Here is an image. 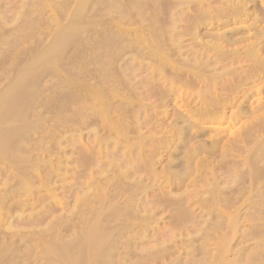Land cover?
I'll return each mask as SVG.
<instances>
[{"label":"bare ground","instance_id":"obj_1","mask_svg":"<svg viewBox=\"0 0 264 264\" xmlns=\"http://www.w3.org/2000/svg\"><path fill=\"white\" fill-rule=\"evenodd\" d=\"M28 1H30V0H28ZM50 1L53 2L54 0H50ZM50 1L49 0H33L34 7L36 6L35 10L37 9V7L39 5L42 7L44 4H45L44 6L48 5L50 3ZM66 2L70 3V0H66ZM66 2H64L63 0H58L57 5L54 2V6L58 7V5H59V8L58 9L56 8V9L58 10L60 20L62 18H64L65 14H68V11H66L67 10L66 8L71 5V4L69 5ZM73 2H75V1H73ZM75 3H74L75 7L73 9H71L69 7L73 11L70 10L72 12V14H70V13L68 14V17L71 16L70 20L67 18L69 20L68 24L62 21V20H65L67 15L65 16L64 19L61 20L63 22V24L62 23L60 24L58 22L57 18H54V23L57 22L56 26L58 25V30H57V32L55 31L56 34L53 35V36H55V38L54 37H52L53 39L51 38L53 41L49 42V45H46L47 47L44 48V50L39 51L40 54L35 53L38 55L37 58L41 56V58H39L41 60L39 61L34 55L32 56V58H36L35 60L39 61V62L44 61L45 63L46 62L50 63V65L51 64L55 65V62H57V59L61 55L65 54L68 57L71 56L70 61L67 60L71 64L66 62L67 57L65 59L64 58L65 55H63L64 56V57H62L63 59L60 58V60H65L63 62L64 63L66 62L68 65H72V64L76 63V64H79L81 66V65H83L82 63L85 61L82 57H84V58L87 57L86 59H88L89 57H92V55H93L92 53L94 50L92 48V50H91L92 52H90V48H89V46H92V47H94L95 52H98L99 50L102 49L101 52L99 51V55H100L99 57H102L101 59L105 58V59H103V61L106 60V57H107V59H110L109 57H113V56L115 57L119 52L118 55L122 59L117 58V57H115V59H119V64H121L120 62H122L123 59L126 57H124L122 55L120 56V54H121V52H125V55L127 54V57L129 56V58L127 59L128 63H130L132 65L143 64V66L148 67V70L150 71L149 74H151L152 76L155 77V80L153 78V81L151 80L152 77L149 78L151 81L147 79L149 84L151 83L153 86V84L156 83L157 76L161 77V80H159L160 82L163 80L162 78H164L165 81L163 82V84H165V89L162 88L163 86L160 87L162 85V83L160 85L159 84L156 85V87H153V88H155L154 89L155 91H153V89L152 90L148 89L149 92H147L148 90L146 89V93H148V96L146 94V97H148V99H149L150 95H151L150 100H153L152 94H154V97H155V94H156V96H157V94H160V95H158V100L160 101L159 104L158 103L155 104V102H157L158 100L157 101L155 100V102L151 101L152 103H149L150 100H148V102H147L146 97H143L142 96L143 94H141L139 92L141 90L139 88H138L139 89L138 90L137 87L135 88L133 85L134 84L133 80L135 81L137 79L136 78L134 79V77H133L132 78L133 80L130 78L131 79V81H130L127 77H125V76H127V74L124 71L123 72L121 71V67L123 69L125 66L123 67L122 65L118 64L117 68H115L116 67L115 66L113 69L112 68L109 69L112 66L111 64L114 60V59L112 60V58L110 59L112 61L108 60L111 63L110 62H108V64L105 63L107 65V68H108L109 63L111 65L108 68V71L110 70L109 73H111V71L114 69H115L114 71H116V73H119V70H120V75L122 74L121 76L125 77L124 80L125 81L128 80V83L132 82L133 84L130 83L126 86L127 83H125L124 80H123L124 82L117 83L118 82L117 79L116 80L112 79L111 84H110V88L106 87L105 89H102V88H94V85L91 87H88V86H86L87 84L84 85L85 81L83 84H80L81 83L80 82L79 85L76 83L77 86L74 88L76 97H74V99H76L77 102L78 101L80 102V104L77 105L79 107V109H80V106H82V107H81V110L76 109V110H79L80 112L75 111V113L77 114V112H78V114L76 115V116H79V117H77V118H79L78 122H80V121L83 122V120H84L85 123H80L81 125L84 124L82 128L85 129L84 131H87V132L89 131L88 133L90 134V137L94 139V143L97 145L96 147L99 148V150L96 152L95 156L104 153V151H105V153H107L106 151L108 150V147L113 146V150L115 152L114 155H116V158L118 156L119 157H118V160L115 158V161H113L110 164L108 163L110 165V168L108 166V169L112 170V172L115 171V174L112 173V174H114L113 177H111L112 174L110 175L111 171L108 172L109 170L108 171L101 170L103 172H107L106 175L109 173V177H107V178H105V176H106L105 173L102 174V175H104L103 179H106L107 182H106V180H104V184H103V183H101V182H103V179H100V182H98L96 179L97 177H95V179L90 178L91 179V183L89 185V187L91 186L89 189L90 192L88 191L86 193L90 194L93 192V194H94V192L96 191L95 192L96 194H94L95 197H92L91 201L94 203H97L96 201H98L99 199H103V202L100 206L101 209H98V207H97L96 208L97 211L90 213L91 215L92 214L93 215L91 218L86 220V223L88 221L87 226H85V224L83 223V220H85L83 217H84V215L88 214V211H87V214H84L83 212H85L86 211L85 209L88 206H90V205H88L89 201L88 200H87L88 202L86 201L87 206L85 205V203L84 204L81 203L82 205H78V206H83V205L86 206V208H85V206L81 207L83 209L85 208L84 210H82V213L84 215L82 214L83 217L82 216L79 217L80 219L77 218L78 222H76L79 225V223H81V220H82V223L84 224L85 229L82 228V231H81L82 233H80L81 235L75 234V235H77V237H75V239L72 241V243H74V244H71L74 247V249L69 248V246H71V245L64 246V248H61L60 246H62L61 245L62 243L58 244V245L56 244L58 246V248L52 247L55 245V243H54V245L52 243L51 246L48 244L41 243V244H36L35 251L36 250L39 251V254L38 253H36V254L38 256L43 255L42 257L45 260V262H47L46 259H48V258L52 259V260H49V261L53 262L52 264H117V263L124 264V262L127 264L128 261L127 262L123 261L124 259L126 260V258H124V256L121 260H117L118 257L120 258V256H117V254L122 250V247L124 250V248H126L128 246V244L126 243L127 245H123L122 247H119L120 242H118V240L120 239V237L118 238L117 236H121L122 234L125 235L126 232L131 231L132 229L136 228V226L134 227L133 224H131V225L128 224V226L124 225L125 222L122 223L123 224L122 225L121 221L130 220V223H131L134 220H140V222H142L144 225L143 228H146L148 225H150V223L152 222L153 219H155L156 216L157 217L159 216L156 214L153 216H151L152 214H150V216H149L148 212L146 213L147 215H141L140 214L139 202L141 200L139 201V199L141 198L143 200V198H142V196H140V198H138V197L135 198V196H137L138 194L145 195L146 192L148 191L147 186L149 184L147 186L144 185V183H145L144 178H149L150 183H151V180L153 182V180L158 179V182H160V180L164 179L163 184L164 185L167 184L168 185L167 187H169L170 190L167 189L166 185H165L164 189L166 188L168 190V192L164 191V193H163L162 192L163 188L161 189L163 197L159 198V199L162 200L163 203H161V202L160 203L163 205L164 204L168 205L169 207L164 205L166 207V209L172 208V206H173L175 211H171V213L173 212L172 217L175 218L176 214L174 215V213L177 212V214H178L177 216L179 218V221L181 222V221H183L182 219H184V216L182 214L183 213L182 212L183 204L187 200H192V198L195 196V195H193V193L197 191V187L199 190L201 188V186L200 187L197 186L200 183V179L202 177L205 178V176L208 173L209 175L211 174L210 177H212L211 178L212 179L211 184H210L211 187L208 188L209 186H208V184H206V186H208V187H206V191L204 193L206 195H204L200 199L197 196H195V197H197L198 199L193 198V202L196 201V203H199V205L201 207V210L200 209H197V210L201 211L202 213L204 212V214L208 217V220L206 221V224L204 226L205 227L204 230H206L205 231L206 234L204 233L203 239L202 240L200 239L201 243H200V240L197 239L198 237L197 238L193 237L192 239H190L191 242L189 243V241H188L189 245H187V247L185 246L187 251H189V249L191 248L190 250H192V251L189 253H192L195 257H198V256L200 258L203 257L202 258V260H203L205 258V256H207V251L205 250V248H203V244L205 247L207 246V242L204 239H206V237L207 238L210 237L211 240L214 239L215 234L221 228L224 227L226 229V232L221 234V236L219 237L218 241L220 243H218V245L216 247V251H215L216 253H214L212 255L209 254V256H208L209 262L208 261H206V262L211 263V264H242L243 253H244L243 251L246 250L247 248L243 249V246L241 247V245H242L241 243H239V244H241L240 245L241 249H239V246H237L238 248L234 247L233 246V240H234V238L236 240V235L238 232H240L239 228L241 227V223H243L242 219H245V218H243L244 212L242 213L241 209H237L235 211H232L231 209L234 207V205L236 203H238L241 200V198L242 199L246 198L245 201H243L244 199L242 200L244 203L240 202V204L243 203L241 205H245L244 209H246V210L248 209L246 216L244 215V217L247 218L246 223L248 224V221H250V222H255V224H253L251 226V228L248 226L250 228V230H249V232H246L247 230H245L246 234L244 236L245 239H243V240H245L247 242L249 240L250 241L257 240V248L259 249L258 252L261 251L259 254L261 256H263V257H261L260 255H258V257L261 258L262 262L258 263V261H260V258L257 257L259 260L257 261V259H255L257 262L252 261V263L264 264V99H263L264 96H262V98H261V95H264L263 94L264 93V0H137V1L131 0L130 2H127L126 0H98V1H96V5H95V3L93 4L92 0H78ZM51 4H53V3H51ZM26 5H27V1H26ZM26 5H24V6L22 5V7H24V8H22L24 11H25ZM28 5L30 7L33 6V5H31V3H28ZM67 5H69V6H67ZM65 6H67V7L65 8ZM47 7H49V6H47ZM47 7H46V9H47ZM31 8H33V7H31ZM46 9L44 11H46ZM193 9H195L193 12L194 14L192 13ZM38 10H40V9H37V13H39ZM42 10H40V13ZM28 11H29V8H28ZM31 11H33V10H31ZM91 11H93V12H91ZM89 12L91 15H89ZM103 12H105L106 15L107 14L108 15L113 14V16L117 17V18H115V19L113 18L114 20L112 18H110L112 20H110L108 18L109 20H107V21L104 20L105 23H101L103 20H99L101 23L98 25L99 27H101L100 29L98 27L99 30H97V29L91 30L90 29L91 27L87 28V26L80 27L83 24H88L90 22H93V18L98 19V17H100V16L96 17L97 15L106 16V15L102 14ZM20 14L22 15V13H20ZM20 14H18V15L22 18H23V16L25 17V15H26L25 14V15L21 16ZM18 15L16 16L17 22L19 21L18 23H21L23 20H25V18L19 19L20 17ZM26 16L28 17V15H26ZM124 17H126L128 19L127 21L129 22V24H132L133 26H137V25H134V23L135 24L140 23L138 28L140 27V25L142 23H143V25H141L139 30L138 29L137 30H135V29L134 30H126V29L121 27V24L119 25V23L116 22L118 19H122ZM136 17L139 18L140 22L138 20L136 22V19H137ZM33 18L34 17H31V20ZM252 18L255 19L256 24H255V26L253 25L254 27H252V28H251V26H249L250 24H248V26L250 27L248 29V32H247V33H249V36H247L248 34L244 32L245 28H246L245 25H244V27H245L244 29H242L243 26H242V28H239L238 27L239 25L236 26L238 28H232V29L228 28L227 29L228 26L235 24V23L237 24L239 22H243L245 24V22L251 20ZM37 19H39V20H37ZM20 20H22V21H20ZM27 20H29V19H26L25 22L23 21V23H25V24H26V22L28 23L29 21H27ZM31 20H30V22H32V21L33 22H37V21L40 22V20L44 21V20L40 19V17L34 18L32 21ZM34 20H36V21H34ZM50 20L51 19H49L48 22H50ZM52 20H53V18H52ZM123 20H125V18ZM15 21H16V19H15ZM120 21H122V20H120ZM33 22H32V24H33ZM40 23L43 24L42 22H40ZM52 23H50V24H52ZM125 23H127V22H125ZM25 24H23V26H25ZM35 24H33V25L36 26ZM33 25H30L31 29L34 28V27H32ZM241 25H243V24H241ZM241 25H240V27H241ZM111 26L116 27L115 28L116 30L112 31V32H113V34L120 37V41L117 40V38L115 36H113L112 34L111 35L113 37H115V39L117 41H115L112 36H110V37H112L113 39L108 36V35H110L109 34L110 32L107 30H110ZM208 26H209V28L211 27L210 30H217V32L209 34L210 35L209 38H208V34L206 32H204L205 34H207L206 35V37L208 38L207 39V38H203L204 35L202 37L201 31H202V29H205ZM25 28L27 29V27H25ZM88 29H90V31H87ZM127 29H128V27H127ZM205 30L208 31V28ZM221 31H223V32H221ZM80 33L83 36L87 35V34H89L90 36H91V34H92V36L94 34L96 36V34H97L98 36L96 37V39L100 38L101 36L105 37V35L108 33L107 36L109 37V39H107V37H106V39L103 37L102 40L105 39L104 40L105 42L101 41V39L98 40L99 42H96L95 39H93L94 40V41L92 40L93 44H94V42H95V44L92 45V42L87 39L88 36H87V38H85L88 41H84L85 40L84 37H86V36L83 37L80 35L79 37H77L78 35L77 36L75 35L77 37V39L83 38L82 40H80V39H79V41L77 40L78 42L81 43V44L79 43L80 46L78 47V45H76L77 41H75V40H73L75 42V44H73V45L76 47L74 48L73 46H69L70 45L69 40L73 39L72 36H74V34H80ZM208 33H210V32L208 31ZM245 34H246V36H245ZM125 35L130 37V38L125 37ZM121 36H123L124 39ZM71 37H72V39H71ZM185 37H189V39H187V40H189V42H191V43H189ZM18 38H19V36H18ZM184 38L187 42H184ZM16 39H17V37H16ZM186 43L187 44L189 43V45H186ZM67 47L68 48L71 47V49L74 48L76 50V51L69 50V52H78V51L81 52L82 51L86 57L85 56L79 57V55L82 54V52L81 53L79 52L80 54L75 53L76 55L78 54V56L75 57L76 55H74V53L70 54L67 52L68 51ZM110 47L113 50V51L111 50V53L113 54V56H112V54H111V56H106V57L103 56V55H106V53L110 52ZM80 48L82 50H80ZM115 48L118 49L119 51L117 50L118 52H116ZM66 52L68 54H66ZM114 52L116 55L114 54ZM89 53H91L92 55L89 56ZM100 53H104V54L101 55ZM96 54L97 53L94 54L95 57H98V55L96 56ZM122 54H124V53H122ZM72 55H74V57ZM108 55H110V54H108ZM99 57L97 58L98 61L101 60V59H99ZM32 58H31V60H32ZM72 58H77V59L74 60ZM79 58H82V60H83V61L81 60V62H82L81 64H80V61H78ZM60 60L58 59V61H60ZM71 60H74L76 62L73 63V61H71ZM98 61H96V62H98ZM102 62H100V64ZM48 63H47V65H48ZM115 63H116V61H115ZM33 64H34L33 66L30 64L33 68L29 67L30 66L29 65V66H27V69H25V68L23 69V70H25L24 72H19V73H22L19 75L20 77L18 76L16 78H14V76H13V78L15 80L16 79H22V80H25V82H26L27 78L31 79L33 77V79H31V81H28V83L29 82L33 83L34 81H36L37 83H35V82H34L35 84L29 83L32 86L25 85V83H24V85L26 87H29V86L30 87H34V86L37 87L39 84V86H40V84H42V83H38L40 78L38 76L37 77L39 79H37V77H34L35 73L37 74L39 71L34 72L33 69L36 68L38 70V68L37 67L34 68V66H36V65H35V63H33ZM67 64H66V66H67ZM93 64H91V65H93ZM100 64H99V68H102L101 65H103L104 63L101 65ZM105 64H104V67H106ZM123 64H124V62H123ZM130 64H126V67H128L127 65H130ZM75 65H72L71 67H73ZM113 65H115V64H113ZM42 66H43V63H42ZM76 66H78V65H76ZM85 66L88 67L87 64ZM93 66L96 67L95 65H93ZM40 67L41 66H39V68ZM30 68L33 71L32 70L29 71L28 69H30ZM57 68H58V66H57ZM75 68H78V67H75ZM129 68H130V66H129ZM135 68L136 67H134V69ZM44 69L45 68L41 67V70H44ZM48 69H49V72L48 71H46V72L41 71L39 73L40 74L50 73L51 71H53V70L50 71V68H48ZM138 69L139 68H137L136 70H138ZM27 70L29 71V73L24 74L25 72H27ZM66 70H68V69H66ZM66 70H63V71L65 73H68V75H69V73L73 72V71L72 72H66ZM101 70L102 69H100L99 71H101ZM104 70H103V72L102 71L101 72L105 73ZM136 70H135V72H136ZM69 71H71V70L69 69ZM81 71H82L84 79L87 76L91 75V73H87L90 71H86V72L84 70H81ZM81 71L79 70V73ZM76 72H77V70L74 71V74ZM93 72L95 73V72H97V70L96 71L93 70ZM135 72L132 71L131 74H129V75H132V73H135ZM116 73L114 72L113 74L116 75ZM123 73L126 75H123ZM82 74L80 73V75H82ZM106 74H105V76H109L107 70H106ZM143 74L141 76H143ZM129 75H128V77H130ZM136 75H137V72H136ZM105 76H103L104 80H105ZM117 76H118V74L116 75V77L115 76L114 77L117 78ZM132 76H134V75H132ZM103 77H101V75L99 74V78L103 79ZM95 78H97V76ZM106 78L108 79L110 77H106ZM145 78L141 77L142 80L139 79L143 83V85L145 83V82H143V80L144 81L146 80ZM88 79H89V77H88ZM88 79H86V80H88ZM107 79H106V81L110 82V79L109 80H107ZM43 80H41V82ZM90 80H91V78H90ZM120 80H121V78H120ZM44 81H46V80H44ZM99 81H100V79H99ZM141 82L139 83V81H138L137 84L135 83V86L138 84L141 85L142 84ZM28 83H26V84H28ZM157 83H159V82H157ZM22 84H23V82H22ZM74 84H75V82H74ZM74 84H71L69 87L66 86L67 88L64 87L65 85H62V86H63V88H65L67 90ZM97 84H96V86H97ZM146 84H147V82H146ZM129 85L132 86L131 87L132 89H130L132 94H130L128 96V93H129L128 92L127 93L128 97H126L124 99V100H127L128 102H121L120 101L121 103L119 106L116 107L114 105V107H113L108 102V97H112L117 92L119 94V89H122L123 86L128 87ZM179 85H181V86L179 87ZM41 86H43V85H41ZM147 86H148V84H147ZM10 87H12V86H10ZM10 87L8 88V86L6 85L5 88L9 89L8 92L2 91L6 94L8 93L7 96H6V94H5V96H3L2 92H1L2 94L0 93L2 95V96L0 95V164L2 163L4 165L0 169V179H2V178L5 179V182H3L4 179L1 182V184L3 183L4 187L3 188L0 187V220L4 217V215L6 213L12 214L15 211L17 213L16 212L14 213V216L16 215L14 217V223L13 222L10 223V226L8 224L9 227L6 226L7 228L1 229L2 225L0 223V264H16L17 263L15 259H17L16 258L17 252H18L17 250H20L22 248V245L18 244V243H20L21 240H23L25 242V244H28L27 248H34L37 238L46 236L49 233H51L53 235L56 234L57 228L55 231V224L54 223H53L54 231L50 227L45 229L46 228L45 225H44V228H39L40 226H36V228L38 227L39 230L43 229L40 231L38 229H36V231H34L32 228H31V230H33V231H28V230L22 231V230L18 229V228H20V227H18V226H20V224L21 225L22 224L28 225L31 223V221H33V219L32 220L29 219V217H31V216H28V215L33 213V212L29 213L30 209H31V211L33 209H35V202L33 203V201H30L29 199L27 201L26 200L25 201L18 200V199H20V197L23 195L33 196L35 193H39V192L46 190V188L48 187L47 184L49 185L50 179H52L50 177L54 176L53 175L54 173H57L56 175L60 178V176H61L60 173L62 172L61 171L60 173H58L55 170H52L54 172H52V171H50V172L41 171L42 167L45 168L47 166L48 161L45 160V157H43V155H40V156H42V158L36 156L39 152H41L39 150H41L43 148L42 146H45V147L43 148V151L41 153L47 152V153H49L48 154L49 156H50L51 151L53 152L54 150L55 151H58V149L60 150V147H63V145L61 146L62 141H63V139L60 138L61 135H60L59 139L57 140V143L55 144L56 148H54L53 150L47 149V148H51L52 146H50V145H53L54 143L49 145V143L47 142L46 145L49 147H46L45 144L42 145V143H40L42 146L39 148L37 145H35L33 152H35V153L37 151L38 152L36 153V155L33 153L35 156L32 157V160L30 159L31 156L29 154H31L30 153L31 151L27 150V148H26L27 142L34 138V137L32 138L30 135H34L35 131L38 132L41 130L39 128L40 130L37 131V130H35V128L37 129L38 127H41V126L44 127L43 124L45 122H44L43 118L45 119V117L42 118L43 114L38 111V108H37L38 105L34 104V105H36V107H35L33 105L34 102L31 105H29L30 100H28V99L31 98V100H32L33 97H30V96H35V95H28L29 91H30L29 94L34 93V92L31 93L32 89L30 90V87H29V90H25V93H26V91H28L27 94L24 93V89H20L18 91L17 88H16L17 90H14V88H12L13 91L12 90L10 91ZM14 87H15V85H14ZM145 87H146V85H145ZM148 87L150 88V85ZM182 87H185L184 88L185 90ZM37 88H35V89H37ZM57 88H59V87H57ZM141 88H142V86H141ZM156 88H158L159 90L157 89V91H156ZM65 89H63L62 91H66ZM3 90H5V89H3ZM37 90H35V91H37ZM40 91H38V92L41 94L43 90L40 89ZM69 91H71V89ZM123 92H125V90ZM22 93H24V95L28 97L25 100L27 102L29 101L28 102L29 104L24 102L25 100L23 101L24 103H26L28 105L24 104L23 102L22 103L24 105L21 103V101L23 99L22 98L20 99V97H21L20 95H23ZM73 93H72V95H73ZM42 94H44V93H42ZM69 94L70 93L67 92L65 94V96L68 95L69 98H71L73 101L74 100L73 96L70 97L71 94L70 95ZM122 94H124V93H122ZM122 94L120 92L121 96H123ZM131 97H133V98L137 97V99H138L137 102L133 103L132 102L133 99ZM253 98H254V100H253ZM62 99L63 98H61V100ZM72 101H70V102H72ZM173 101L174 102L177 101V102H179V104L180 103L181 104H180L179 109L175 110V113L173 114V118H171V120H170L171 122L169 121L170 125L169 126L167 124H166L167 126L165 125L167 127V129L170 127V130H167L164 126V123H165L164 118H165L166 114L169 113L170 110L166 111L165 106L168 104V108H170L169 102L171 104V103H173ZM74 102H76V101H74ZM89 102H90L92 107L89 106L90 105V104H88ZM193 103H195V104L193 105ZM21 105H23V106L26 105V106L23 108V106H21ZM61 105L59 107L60 108L59 110L61 111V109L63 107V111H67L65 109V107H67V106L66 105L61 106ZM86 105H88V106H86ZM36 108H37V110H36ZM163 108H164V110H163ZM53 109H54V107H53ZM129 109H130V112L133 110L132 113L135 117V118L134 117L130 118V119H132V118L135 119V121L132 119L134 122L131 123V125H134L133 128L130 127V123L127 122L128 120H126L129 116L125 117L126 119H120V121L117 119H116L117 121H115V120H114V122L112 121L111 114L113 112L119 114V116L121 115V117L124 118V116L126 115L125 113L129 114L127 112V110H129ZM150 111L154 114V115L151 114V115H153V117L150 118L151 121L153 122V124H152V127L150 129V132H148L150 134L147 135L146 133L142 132L143 123L140 122V116L144 113L150 114L151 113ZM31 113H33L32 115H33V117L36 118L35 119L36 121H32L34 118L33 119L30 118L32 116V115H30ZM28 115H29V118L31 119L32 122L28 121V119H27ZM65 115L66 114H64V116ZM69 116H70L69 117L70 120H68L69 118H66V117H65L66 119L63 118L62 120H63V122L65 120H66L65 122H67V123L69 122L68 124L66 123V125H69V126H67L68 127L67 129H69V128L72 129L71 128L72 126L70 127V125L72 124L71 115H69ZM142 117H145V115H143ZM77 118H75L74 120L77 121ZM87 118H90L91 122L86 121ZM211 118L216 119V121H219L220 123H229L230 127L227 126L228 127L227 129L235 128L236 127L235 125H238V123H240V121H242L244 119H247L249 121V123H246L244 128H242L243 126L241 127V129L238 128V129H240V131L238 132L237 135H236L237 132L235 133V136L231 132V134H230L231 137L227 138V140L225 142H223V139L225 138L226 135L224 136V134H222V132L220 131L221 128H222L221 130L224 131V128L222 126L217 125V123H214L217 125V128L219 126L220 129L217 130L214 128L215 131H213L212 129H210L212 132H208L209 130L206 131L205 127L207 129H208V127L205 126L206 123L203 125V122H206L207 120H210ZM146 119H147V117H146ZM150 119H149V121H150ZM198 120H199V122H196ZM70 121H71V123H70ZM141 121L144 122L145 120H141ZM13 122H15L14 123L15 125H13ZM146 122L147 121H145L144 123L147 124ZM73 123H76V122H73ZM10 124H12V125L9 126ZM31 124H32V126H31ZM76 124H78V123H76ZM102 124H104V126ZM79 125L77 126V128L80 127ZM90 127H91V129L87 130ZM209 127L212 128V125H210ZM30 128H31L32 132L29 131ZM32 128H33L34 132H33ZM73 128H75V126H73ZM43 129L45 130V128H43ZM70 129H69V131H70ZM227 129H226L227 132L226 131H224V132L228 134L229 132ZM78 130H81V129H78ZM102 130H108L109 132H112L114 135L110 134L111 136L113 135L112 138H111V136L108 137L107 136L108 134H106V136H105L104 134H102ZM146 130H149V129H146ZM28 132H31L33 134H30ZM131 132L135 133L136 136L130 137L129 134ZM206 132L209 135H211V133L213 134L212 137L209 135L206 136V138L208 137L210 139L209 142H208V140H206V138H205V140H203V138L207 134ZM39 133H37V134H39ZM68 133L70 134V132H68ZM47 134H46V136H43L45 138L44 140H46V141H48L49 140L48 138H50ZM81 134H82V132H81ZM56 135H58V134H56ZM88 135H87V137H88ZM252 135H254V136L256 135L255 138H250ZM35 136H36V134H35ZM84 136L86 139L83 138V136H82V138L85 139L84 141L86 142L87 137H86V135H84ZM51 137L55 138L54 136H51ZM69 139H71V138H69ZM71 140H73V139H71ZM42 141H43V139H42ZM73 141H75V140H73ZM68 142H70V141H68ZM90 142H91V140H90ZM30 143H32V142H30ZM30 143H28V144H30ZM91 143H93V142H91ZM91 143L87 142V144H89L90 146H91ZM148 145L150 146V148H149V150H146ZM243 147H244V151H245V154H243L244 156L241 155L242 153L240 155H237L236 153ZM85 148H86V146H85ZM91 148H93V146H91ZM24 149H26V151H29V152L28 153L25 152ZM61 150H63V148H61ZM79 150L81 151L82 149L79 148ZM65 151H67V150H65ZM84 151H86V150H84ZM240 152H241V150H240ZM22 153H24V155L27 154V156L28 157L30 156V157L27 158L26 156H22ZM54 153H56V152H54ZM64 153H63V155H64ZM119 153H121V154H119ZM88 154L90 155V153H88ZM84 155H86V154L84 153ZM135 155H136V157H135ZM65 156H67V155L65 154ZM108 156H109V153H108ZM35 157L37 159H35ZM59 157H61V156L59 155L58 158ZM26 159L29 160V162L31 163L30 165L26 164V162L29 163L28 160L26 161ZM62 159H64V158H62ZM62 159L60 158L59 160L61 162H63ZM33 160H35V161H33ZM87 160L86 159L83 160V165H86V164L92 165L91 163H93V162L95 164H97L96 159H94L96 162L89 159V161H90L89 163L87 162ZM66 161H64V162H66ZM7 162H8V164L14 163L15 166L8 167L7 166L8 164H6ZM68 163H70V162H68ZM163 163H165V164L163 165ZM22 164L23 165L26 164L28 166L24 165V167L26 166V168H24ZM65 164L68 165L67 162ZM101 164H99V166ZM60 165L61 164H59V166H58L59 170L61 169ZM87 167H89V166H87ZM93 168H94V166H93ZM128 169L131 171H129ZM159 169L162 170L161 173H163V174L159 173V171H158ZM43 170H45V169H43ZM221 170L224 171V174H221V175L219 174V177H218L216 173L221 171ZM80 171H81V169H80ZM65 172L67 173V172H69V170H67ZM98 172H99V170H98ZM81 173L83 174V172H81ZM81 173L78 174L76 177H78L79 175H82ZM94 173L95 172H93V174ZM62 174H63V172H62ZM141 174H144L145 177L143 176V178H140ZM167 175L168 176L171 175V178L170 179L166 178ZM98 176H100V175H98ZM134 176H137V179L136 180L134 179L135 181L133 180ZM191 177H192V179L190 180ZM221 177L223 179H220ZM131 178H132L133 182L131 181ZM81 179H83V177ZM55 180H56V178L53 180V182H55ZM77 180H78V178H77ZM202 180H207V179H202ZM85 182H86V180H84V183ZM158 182H156V183L160 184ZM37 183H39V184H37ZM146 183H147V179H146ZM205 183H203L202 185H205ZM222 183L224 184V186H222ZM105 184H106L107 188L108 187L113 188L114 191H116V192H114L115 194H110L106 190L107 194L103 193L104 197L102 196V198H100L101 196L99 195V193H101V190L103 187L106 188ZM36 185L41 186V187H37ZM102 185H103V187H102ZM153 185H152L151 190H153V188H154ZM150 186H151V184H150ZM150 186H149V188H151ZM183 186H185L187 190L184 189L185 187H183ZM174 187L178 188L179 190H180V188L183 187V190L184 191L186 190L185 191L186 193L183 191L185 194H183L181 196H173L171 191L174 189ZM202 188H201V190H202ZM86 190H88V189H86ZM91 190H92V192H91ZM203 190H205V189L203 188ZM46 191H47V194L49 196V193H51V189H47ZM149 192H150V190L148 191V193ZM158 192H159V190H158ZM57 193H58V191H57ZM75 194H74V196H75ZM126 194H128V199L123 198L124 200L125 199L128 200V202L125 200V202H127L126 205L123 203V205H124L123 207L121 205H120L121 207L119 205L108 207V204L110 203L108 201L115 200V197H117V196H119V198H120V196L126 197ZM200 195H201V193H200ZM58 196H56V197H58ZM147 196H148V194H147ZM160 196H162V195H160ZM45 197H47V195ZM83 197H82V200H83ZM85 197H87V196H85ZM145 197H146V195H145ZM153 197H155V196H153ZM93 198H94V201H93ZM80 199L81 198H78L77 201L79 202ZM144 199L146 200L147 198H144ZM39 200H42V199H39ZM82 200H81V202H82ZM157 200H155L154 204L156 203ZM106 202H108V204H106ZM151 202L152 201H150V203ZM158 202H159V200L157 201V205H158ZM143 203L145 204L147 202L143 201ZM148 203H149V201H148ZM188 203H190V202H188ZM90 204H91V202H90ZM105 204L107 205V208H106ZM140 204H141V202H140ZM161 204L159 206L163 207V205H161ZM111 205H113L112 202H111ZM149 205L150 204H148V207H149ZM188 205H190V204H188ZM43 206H45V205H43ZM194 206H195V204H194ZM148 207H146V209H148ZM160 207H158V208H160ZM184 208L185 207H183V210H184ZM234 208L236 209V207H234ZM237 208H238V206H237ZM78 209L80 210V208H78ZM150 209L151 208L149 207V210ZM186 209H188V208H186ZM155 210H156V207H155ZM188 210H186V211L188 212ZM27 211H29V212L27 213ZM151 211H152V209L150 210L149 213H152ZM186 211H184V212H186ZM189 211L191 212V210H189ZM243 211H245V210H243ZM76 212H74V213H76ZM187 212L184 214H187ZM195 214L196 213H194V215ZM78 216H80V214ZM186 216H185L184 221L181 222V224L184 223L185 220L187 221ZM5 217H6V215H5ZM45 217L46 216H44V218ZM70 217L72 219H74V216L72 214L70 215ZM180 217H183V218H181V220H180ZM207 217H206V219H207ZM44 218H41L42 221ZM61 219H59L58 221H60ZM72 219L66 220L67 221L66 227L68 226V229L70 227V223L73 226ZM117 219L120 220V222H119L120 225H119V223L118 224L114 223L115 226L113 227V224L111 225L112 220H114V222H115V220H117ZM158 219H160V218H158ZM176 219H177V217H176ZM79 220H80V222H79ZM118 220L116 222H118ZM131 220H133V221H131ZM171 220H172V218H171ZM188 220H189V218H188ZM173 221H176V223L179 222L175 219ZM34 222L38 223V221H35V220H34ZM34 222H32V223H34ZM15 223H16V225H15ZM171 223H173V222H171ZM38 224H40V223H38ZM60 224H62V223H60ZM152 224H154V223H152ZM31 225H33V224H31ZM50 225H52V223ZM15 226L18 228H16ZM56 226H58V225H56ZM75 226H77V224ZM137 226H140V225H137ZM25 227H27V226H25ZM60 227H62V226H60ZM63 227L65 228V226H63ZM197 227H199V226L197 225ZM73 228L70 227V229H73ZM76 228H78L77 231L79 232L80 227L78 226V227H75V229ZM66 229L67 228H65L64 230H66ZM70 229L68 231H70ZM149 229H151V227L148 228V230ZM146 230H147V228H146ZM75 231L76 230H71L70 232L76 233ZM52 232H54V233H52ZM139 232L136 231V233H139ZM165 232H167V231H165ZM241 232H244V231H241ZM149 233H150V230H149ZM142 234L144 235V233H142ZM145 234H147V233H145ZM50 236L52 237V235H50ZM182 236H184V235H182ZM115 237H117L118 239L116 240ZM126 237H127V235H125V238ZM178 237H180V236L178 235ZM60 238H61V235L58 234V240H60ZM142 238L139 237V239H142ZM144 238H145V236H144ZM19 239H21V240L19 241ZM82 239L84 240L85 246H81L82 243L80 245V241H82ZM186 239H188V238H186ZM130 240L132 241V239H130ZM141 241H143V240H141ZM60 242L64 243V241H60ZM169 242H172V241H169ZM185 242H187V240ZM247 242H245V244ZM254 242L256 243V241H254ZM121 243H123V242H121ZM129 243H130V241H129ZM188 243H185V244H188ZM210 243H211V241H210ZM210 243H208V245H210ZM17 244H18V246H17ZM124 244H125V242H124ZM172 244H173V242L171 243V246H172ZM179 244L176 243V245H179ZM185 244H183V245H185ZM169 246H170V244L168 245L167 248L165 246L166 249L164 248L165 250H163V252L160 251V249H159V251H160L159 254L160 255H164V254L167 255L168 252H169V254H171L170 253L171 251L174 254L176 249L174 247H169ZM200 246H202V247H200ZM214 247H215V245H214ZM130 248H131V246H130ZM254 248L255 247H253V249ZM26 251H24V252H26ZM154 251H152V252H154ZM246 251H245V253H247ZM28 252H29L28 256L26 255V257L29 260H30V258H31V260L34 259L32 257V255L34 253L32 254L30 251H28ZM40 252H41V255H40ZM256 252H257V250H256ZM258 252H257V254H258ZM145 253H147V252H145ZM187 253L185 254L186 256H187ZM252 253L254 254V256H252V257L256 258L255 252H252ZM24 254H26V253H24ZM124 254H126V256H128L126 251ZM130 254L131 253H129V255ZM134 255H136V254L134 253ZM210 255H211V257H210ZM194 256H192V257H194ZM100 257H102V259H101V262L99 263ZM128 257H130V256H128ZM159 257H162V256H159ZM167 257H169V256H167ZM187 257H189V255ZM199 257H198V259L201 260ZM249 257H250V253H249ZM40 259H42V258H40ZM151 259L152 258H149L148 260H151ZM153 259H154V256H153ZM206 260H207V258H206ZM168 261H170V259ZM204 261L205 260H203L202 264H204ZM51 262H50V264H51ZM169 263H171V262H169ZM176 263H177V261H176ZM186 263L190 264V262H188V260L186 261ZM245 263H243V264H245ZM17 264H19V262ZM198 264H200V263L198 262Z\"/></svg>","mask_w":264,"mask_h":264},{"label":"rangeland","instance_id":"obj_2","mask_svg":"<svg viewBox=\"0 0 264 264\" xmlns=\"http://www.w3.org/2000/svg\"><path fill=\"white\" fill-rule=\"evenodd\" d=\"M26 1H27V5H26ZM50 1V0H49ZM58 0H54L53 2L52 1H50V3L48 4V5H46V6H44L43 5V7L42 6H38L37 7V9H40V10H42L41 11V13H40V10H38L39 11V13H37V9L35 10V7H34V3H33V0L31 1H28V0H0V93L2 92V91H7L8 92V88L10 87V86H12V87H10V91L12 90V88H14V90H17L18 89V91L20 90V89H24V93H25V90H29V87L30 86H32V85H30L29 83H32V82H29L28 83V81H31V79H33V77L30 79V78H27V81L25 82V80H22V79H14V78H16V77H18L20 74H22V73H19V72H24L25 70H23L24 68L25 69H27V66H29L30 64L33 66L34 64L33 63H35V65L36 66H34V68L35 67H37L38 68V70L36 69H33L34 70V72H43V71H48L49 72V69L48 68H50V71L51 70H53V71H51L50 73H42V74H40L39 72L36 74L35 73V76L34 77H37V79H39V81H38V83H42V84H40V86H39V84H38V88L37 87H30V90L32 89V91H31V93H33V94H29L30 93V91H29V93H28V91H26V93L25 94H27L28 93V95H35V96H30V97H33L32 98V100H31V98H29L28 100H30V104L25 100V99H27L28 97L27 96H25L24 95V93H22L23 95H20L21 97H20V99L22 98L23 100L21 101V103L24 101V102H26V103H28L29 105H31L33 102V105L34 104H36V105H38V111L39 112H41L42 114H43V116H42V118L43 117H45V119L43 118V120H44V127L43 126H41V127H38L37 129L35 128V130H40V131H38V132H34V130H33V128H32V130H33V132H34V135H30L33 139H31L30 141H28L27 142V150H29V151H31L30 153L31 154H29L30 156H31V160H32V157H34L35 155H36V153L38 152H33V149L35 148V145H37L38 146V148L39 147H41L42 145H46V143L48 142L49 143V145L50 144H53V145H50V146H52L51 148H47V149H54V148H56L55 147V144L57 143V140L59 139V137H60V135H61V139H63V141H62V144H61V146L63 145V147H60V150L58 149V151H51L50 152V156L48 155L49 153H47V152H43V153H41L42 151H43V148L45 147V146H42L43 148L41 149V150H39V151H41V152H39L36 156H38V157H40V158H42V156H40V155H43V157H45V160L46 161H48V163H47V166L45 167V168H41V171H44V172H50V171H52V170H55V171H57L58 173H60L61 171L63 172V174H62V172L60 173L61 174V176H60V178L56 175L57 173H54L53 175L54 176H52V177H50V178H52V179H50V184L48 185L47 184V188H46V190L47 189H51V193H49V196H48V194H47V191L46 190H44V191H42V192H39V193H35L33 196H30V195H23V196H21L20 197V199H18V200H23V201H27L28 199L30 200V201H33V203L35 202V209H33L32 211H31V209L29 210V211H27V213L29 212V213H31V212H33L32 214H29L28 216H31V217H29V219L30 220H32L33 219V221H31V223L30 224H28V225H25V224H20V226H18V227H20V228H18V227H16V228H18V229H20V230H22V231H36V229H38V227L36 228V226H40L39 228H44V225H45V229H47V228H51V229H53L54 228V226H53V223L55 224V231H56V228H57V231H56V234H51V233H49V234H47L46 236H43V237H40V238H37V240H36V242H35V246H34V248H27V246H28V244H25V242L23 241V240H21V239H19V241H20V243H18L19 245H22V248L20 249V250H17L18 252H17V256H16V258L17 259H15L16 260V262L18 263L19 262V264H50V262L51 261H49V260H52V259H46L47 260V262H45V260L43 259V255H41V252H40V255L41 256H38L36 253H38L39 254V251H35V247H36V244H41V243H44V244H48V245H52V243H53V245H54V243H55V245L54 246H52L53 248H58V244H61L62 246H60L61 248H64V246H69V245H71V244H74V243H72V241L75 239V237H77V235H75V234H78V235H81L80 233H82L81 231H82V228L83 229H85L84 227L85 226H87V223H88V221H87V223H86V220L87 219H89V218H91L92 217V215L90 214V213H92V212H94V211H97V207H98V209H101V204H102V202H103V199H99L98 201H96L97 203H94V202H92L91 200H92V197H95V195L94 194H96L95 192H94V194H93V192H92V190H91V192L92 193H86V192H90V187H89V185H90V183H91V179H95V177H97L96 179H97V181L98 182H100V179H103L104 178V175H102V174H104L105 173V175H106V173L107 172H103V171H108V172H110V175L112 174V173H114L115 174V171H113L112 172V170H110V169H108V166H109V168H110V163H112L113 161H115V158H116V155H114V150H113V146H111V147H108V150L106 151L107 153H105V151H104V153H102V154H100V155H97V156H95L96 155V152L99 150V148H97L96 146V144L94 143V139L93 138H91L90 137V134L87 132V131H84L85 129L84 128H82L83 127V125L84 124H80V123H85L84 122V120H83V122L82 121H80V122H78V120H79V118H77V117H79V116H76L77 114H78V112H80L79 110H81V107L82 106H80V109H79V107L77 106L78 104H80V102L78 101L77 102V100L76 99H74V97H76V94H75V90H74V88L77 86L76 85V83L79 85V83L80 84H83L84 83V81H85V83H84V85L85 84H87L86 86H88V87H91V86H93L94 85V88H102V89H105L106 87L107 88H110V84H111V80L113 79H117V83H120V82H124L125 80V77H127L130 81H131V79L134 77V79L136 78L137 80H133V83L132 82H129L128 83V80L127 81H125V83H127L126 84V86L128 85V84H130V83H132L133 85H134V87L136 88L137 87V89L139 88L141 91H139L141 94H143L142 96L143 97H146V94H147V96H148V93H146V89L148 90H152L153 89V91H155L154 89L155 88H153V87H156V85H160L161 83H162V85L160 86V87H162L163 89H165V84H163V82L165 81V79L164 78H162L163 80L160 82L159 80H161V77L159 76H157V79H156V83H154L153 84V86H152V84L150 83L149 84V82H148V80H150L149 78H151L152 77V81H153V78H154V80H155V77L154 76H152L151 74H149L150 73V71L148 70V67H145V66H143V64H141V65H139V64H137V65H132V64H130V63H128V61H127V59L129 58V56L127 57V54L125 55V52H121V54H120V56L122 55V56H124V57H126V58H124L123 59V61L122 62H120L121 64H119V59H115V57H117V58H121V57H119V50L118 49H116V52H118V54L116 55L115 54V52H114V54L116 55L115 57L113 56V54L111 53V50H112V48L110 47V52L109 53H106V55H103V56H111V54H112V56L114 57H109L110 59L112 58V60L114 59L115 61H116V63H115V61L113 60V62H112V66L110 65V61H112V60H110V59H107V57H106V60H104L103 61V59H105V58H103V59H101L102 57H99L100 55H99V51L101 52L102 51V49L101 50H99L98 52H95V49H94V47H92V46H89V48H90V52H92L91 50H92V48H93V55L91 54V53H89V56H91L92 55V57H89L88 55V59H86L87 57L84 55V53L82 52V54H80L81 52L80 51H78V52H69V50H71V51H76L74 48L76 47V46H74L73 44H75V42L73 41V40H75V41H79V39L80 40H82L81 38H79V39H77V37H79L80 35H81V33L80 34H74V36H72L73 37V39H72V37H71V39L72 40H69V46H73L74 48V50L73 49H71V47H67L68 49V53H74V55H76L75 53H78V54H80L79 55V57L80 56H85L86 58H84V57H82L85 61L82 63L81 62V60H82V58H79L78 59V61H80V64L82 63L83 65H79V64H76L75 62L76 61H74V60H76L77 58H72V59H74V60H71V61H73V63H75L76 65H78V66H76L75 64H72V65H75V66H73V67H71L72 65H68L67 63H69V64H71L70 62H68V61H70V58H71V56L70 57H68V56H66L65 54H63V55H65V57L63 56V55H61L58 59L60 60V58H62V57H64L65 59H66V57H67V59H66V62L64 63L63 61H65V60H60V61H58V59H57V62H55V65L54 64H51L50 65V63H48V62H44V61H41V62H39L41 59H39V58H41V56L40 57H38L37 58V54L39 53V51H41V50H44V48H46L47 46L46 45H49V42H51V41H53L52 39V37H54L55 38V36H53V35H55L56 33H55V31L57 32V30H58V25L56 26V24H57V22L56 23H54V18H57V20H58V22L61 24H63V22H65V23H67L68 24V22H69V20H70V18H71V16H69L68 17V14L70 13V14H72V12L71 11H73V10H71V9H73L74 7H75V5H74V3L75 2H77L78 0H70V3H68V2H66V0H63L64 2H66V3H68L69 5H67V6H69V7H67V6H65V8L67 9H65L66 11H68V14H65V16H66V18H65V16H64V18H65V20H62V19H64V18H62L61 20L63 21H61L60 19H59V14H58V8H59V5H58V7H56V6H54V2H55V4L57 5L58 3ZM73 1H75V2H73ZM95 1V2H94ZM96 1H98V0H92V2H93V4L95 3V5H96ZM127 2H130L129 0H126ZM132 1H135V0H132ZM137 1V0H136ZM25 2V3H24ZM28 3H31V5H33V6H31V7H33V8H31L29 5H28ZM51 3H53V4H51ZM41 4V3H40ZM76 4V3H75ZM22 5L24 6V5H26L25 6V11L22 9V8H24V7H22ZM36 5V4H35ZM53 5V6H52ZM47 6H49V7H47ZM94 6V5H93ZM27 7V8H26ZM46 7H47V9H46ZM28 8H29V11H28ZM31 8V9H30ZM42 8V9H41ZM57 8V9H56ZM46 9V11H44ZM196 9V8H195ZM195 9H193V11H192V13L194 12V10ZM23 10V11H22ZM31 10H33V11H31ZM71 10V11H70ZM44 11V12H43ZM24 12V13H23ZM33 12V13H32ZM43 12V13H42ZM91 12H93V11H91ZM20 13H22V15L20 14ZM66 13V12H65ZM105 12H103L102 14L103 15H106V13L104 14ZM18 14H20L21 16H23V15H28V17L25 15V17L23 16V18L22 17H20ZM194 14V13H193ZM19 16L20 18L19 19H24L25 18V20L26 19H29V20H27V21H29L28 23L26 22V24L25 23H23V21L25 22V20H20V21H22L21 23H18L17 22V17L16 16ZM89 15H91L90 14V12H89ZM108 15V14H107ZM102 16V15H97L96 17H98V16H100V17H98V19L97 18H93V22H90V23H88V24H83L82 26H80V27H84V26H87V28H89V27H91L90 29L91 30H94V29H97V30H99L101 27H99L98 25L99 24H101V23H105V21L104 20H109L110 18H117V17H114L113 16V14L111 15H108V16ZM34 17V18H38V17H40V19H42V20H44V21H41L40 20V22H42L43 24H41L39 21H37V22H33L32 20L34 19H32L31 20V17ZM36 16V17H35ZM112 16V17H111ZM127 17V16H126ZM126 17H124L125 18V20H123L124 18H122V19H118L116 22H118L119 23V25L121 24V27L122 28H124V29H126V30H139L140 29V27H141V25H143V23L140 25V27L138 28V26H139V18H137L136 19V22H137V20L139 21L138 23L139 24H135L134 23V25H137V26H133L132 24H129V22L127 21L128 19V17L126 18ZM262 17V16H261ZM52 18H53V20H52ZM69 20H68V19ZM109 18V19H108ZM15 19H16V21H15ZM46 19V20H45ZM49 19H51L50 20V22H48L49 21ZM112 19H110V20H112ZM113 19V20H114ZM30 20L33 22V24H35L36 26H34L33 24H32V22H30ZM37 20H39V19H37ZM99 20H103L101 23H100V21ZM120 20H122V21H120ZM252 20V21H251ZM251 20H249V21H247V22H245V24L243 23V22H239V23H235V24H232V25H230V26H228L227 27V29L228 28H242V26H243V28L242 29H244L245 27V33H247L248 32V29L250 28L249 26H251V28L252 27H254L255 26V19H251ZM34 21H36V20H34ZM61 21V22H60ZM53 22V23H52ZM109 22V21H108ZM124 22V23H123ZM125 22H127V23H125ZM31 23V24H30ZM39 23V24H38ZM50 23H52V24H50ZM58 23V24H59ZM64 23V24H65ZM23 24H25V26H23ZM241 24H243V25H241ZM248 24H250L249 26H248ZM30 25H33L32 27H34L33 29H31L30 28ZM55 25V26H54ZM126 25L127 27H128V29H127V27L124 26ZM132 25V26H131ZM239 25V26H238ZM240 25H241V27H240ZM244 25H245V27H244ZM254 25V26H253ZM131 26V27H130ZM236 26H238V27H236ZM25 27H27V29L25 28ZM30 29H29V28ZM94 27V28H93ZM98 27H99V29H98ZM113 26H111V28H110V30H107V31H109L108 33L110 34V35H108L109 37L110 36H115L116 38H117V40H119L120 41V37H118L117 35H115V34H113V32L112 31H115L116 29V27H113ZM57 28V29H56ZM208 28V31L210 32V33H208V31L207 30H205V29H207ZM207 28H205V29H202V37H203V35H204V37L203 38H207L206 37V35L208 34V38H209V34H211V33H214V32H217V30H210V28H209V26L207 27ZM90 29H88L87 31H90ZM204 30V31H203ZM247 30V31H246ZM251 30V29H250ZM204 32H206L207 34H205ZM221 32H223V31H221ZM107 33V34H108ZM27 34V35H26ZM29 34V35H28ZM107 34L105 35V37L104 36H101L100 38H97L96 39V37L98 36L97 34H96V36L93 34V36H92V34H91V36L89 35V34H87V35H84V36H86V37H84L83 35H81V36H83L84 37V39L85 38H87V36H88V40L89 41H91L92 42V45H94L95 44V42H94V44H93V39H95V41L96 42H99L98 40L99 39H101V41H103V42H105L104 40L106 39V37H107V39H109V37L107 36ZM112 34V35H111ZM248 35L247 36H249V33H247ZM77 37H76V36ZM18 36H19V38H18ZM112 36V37H113ZM245 36H246V34H245ZM16 37H17V39H16ZM29 37V38H28ZM76 37V38H75ZM91 37V38H90ZM94 37V38H93ZM105 38V39H103L102 40V38ZM112 37H110V38H112ZM115 37H113L114 38V40L115 41H117L116 39H115ZM121 37H123V36H121ZM125 37H128V36H126L125 35ZM26 38V39H25ZM52 38V39H51ZM75 38V39H74ZM112 38V39H113ZM128 38H130V37H128ZM186 38V40L187 39H189V37H185ZM185 38H184V42H189V40H185ZM207 38V39H208ZM16 39V40H15ZM25 39V40H24ZM87 39H85L84 41H88ZM91 39V40H90ZM123 39H124V37H123ZM93 40V41H92ZM111 40V39H110ZM122 40V39H121ZM71 41V42H70ZM76 42V45H78V47L80 46V42ZM16 42V43H15ZM80 43V44H79ZM189 43H191V42H189ZM189 43L187 44L186 43V45H189ZM16 44V45H15ZM91 44V43H90ZM189 48V47H188ZM80 50H82L81 48H80ZM118 50V51H117ZM113 51V50H112ZM115 51V50H114ZM66 52V54H68ZM80 52V53H79ZM35 53H37V54H35ZM95 53H97L96 54V56L98 55V57H99V59H101V60H99L100 62H102L101 64H105V63H107L108 64V62H110L109 63V65H108V68L109 69H113L115 66V68H117L118 66V64L119 65H122L124 68L122 69V67H121V71L123 72H125L126 74H127V76H121L120 75V70H119V73H116V71H114V70H112L111 71V73H109V71H108V68H107V65L105 64V66L106 67H104V64L103 65H101L100 64V62L98 61V57H95ZM122 53H124V54H122ZM40 54V53H39ZM78 54L75 56V57H77L78 56ZM101 55L102 54H104V53H100ZM108 54H110V55H108ZM35 56L39 61H36L35 59L36 58H32V56ZM74 55H72L73 57H74ZM59 56V55H58ZM31 58H32V60H31ZM95 58V59H94ZM63 59V58H62ZM122 59V58H121ZM120 59V60H121ZM126 59V60H125ZM68 60V61H67ZM108 60H110V61H108ZM125 60V61H124ZM83 61V60H82ZM96 61H98V62H95ZM37 62V63H36ZM39 62V63H38ZM61 62V63H60ZM123 62H124V64H123ZM41 63V64H40ZM42 63H43V66H42ZM47 63H48V65H47ZM64 65H63V64ZM79 63V62H78ZM94 63V64H93ZM59 64V65H58ZM61 64V65H60ZM66 64H67V66H66ZM87 64V66L88 67H86L85 65ZM91 64H93V65H95L96 67H94L93 65H91ZM99 64L101 65V67L102 68H99ZM113 64H115V65H113ZM126 64H130V65H127L128 67H126ZM29 66V67H31V68H33L32 66ZM39 66H41V67H43V68H45L44 70H41V67L39 68ZM57 66H58V68H57ZM61 66V67H60ZM83 66V67H82ZM129 66H130V68H129ZM132 66V67H131ZM28 67V68H29ZM63 67V68H62ZM66 67V68H65ZM69 67V68H68ZM71 67V68H70ZM75 67H78V68H75ZM104 67V68H103ZM134 67H136L135 69H134ZM28 69L29 71L30 70H32V69ZM107 68V69H106ZM137 68H139L138 70H136ZM66 69H68V70H66ZM69 69L71 70V71H69ZM73 69V70H72ZM100 69H102L101 71L103 72V70H104V72L105 73H102L101 71H99ZM133 69V70H132ZM23 70V71H22ZM27 70V72H25L24 74H26V73H29V71ZM32 70V71H33ZM63 70H66V72H72V73H69V75H68V73H65ZM75 70H77V72L74 74V71ZM79 70L81 71V70H84L85 72L86 71H90V72H87V73H91V75L90 76H87L85 79L83 78V74H82V71L80 72L82 75H80V73H79ZM93 70L94 71H96L97 70V72H93ZM106 70H107V72H108V75L109 76H105V74H106ZM135 70H136V72H137V75H136V72H135ZM146 70V71H145ZM148 70V71H147ZM64 73H63V72ZM116 73V75L118 74V76H117V78H115L116 77V75L115 74H113L114 72ZM135 72V73H132V75H134V76H132V75H129V74H131V72ZM145 71V72H144ZM147 72V73H146ZM94 73V74H93ZM102 73V74H101ZM139 73V74H138ZM144 73V74H143ZM146 73V74H145ZM67 74V75H66ZM93 74V75H92ZM99 74L101 75V77H103V76H105V80H104V77H103V79L102 78H99ZM104 74V75H103ZM126 74H124L123 73V75H126ZM143 74V76H141ZM16 75V76H15ZM78 75V76H77ZM95 75V76H94ZM103 75V76H102ZM107 75V74H106ZM112 75V76H111ZM115 77H114V76ZM128 75L130 76V77H128ZM137 77H136V76ZM13 76H14V78H13ZM81 76V77H80ZM93 78H92V77ZM97 76V78H95ZM132 76V77H131ZM20 77V76H19ZM88 77H89V79H88ZM106 77H112L111 79L110 78H106ZM119 77V78H118ZM141 77L142 78H145L146 80L144 81L143 80V82H145L144 83V85H143V83L140 81V80H142L141 79ZM44 80H46V81H44ZM83 80H81V79ZM90 78H91V80H90ZM120 78H121V80H120ZM131 78V79H130ZM35 79V78H34ZM75 82V84H74V82L72 81V80ZM80 79V80H79ZM86 79H88V80H86ZM99 79H100V81H99ZM106 79L107 80H109L110 79V82L109 81H106ZM140 79V80H139ZM148 79V80H147ZM36 80V79H35ZM41 80H43L42 82H41ZM124 80V81H123ZM150 80V81H151ZM71 81V82H70ZM90 81V82H89ZM138 81H139V83L141 82L142 84L140 85V84H138V85H136L135 86V83L137 84L138 83ZM22 82H23V84H22ZM35 83H37L36 81H34ZM32 83V84H35V83ZM69 84H68V83ZM146 82H147V84H148V86L150 85V88L147 86V84H146ZM157 82H159V83H157ZM24 83H25V85H30L29 87H26L25 85H24ZM26 83H28V84H26ZM44 83V84H43ZM64 83V84H63ZM95 83V84H94ZM99 85H98V84ZM103 83V84H102ZM9 84V85H8ZM71 84H74V85H72L69 89H65V88H63V86L62 85H65L64 87H66V86H70ZM96 84H97V86H96ZM131 84V85H132ZM6 85L8 86V88L6 89L5 87H6ZM14 85H15V87H14ZM41 85H43V86H41ZM58 85V86H57ZM103 85V86H102ZM109 87H108V86ZM131 85H129L128 87H126V86H123L122 87V89H119V94H118V92L115 94V95H113L112 97H108V102L114 107V105L117 107V106H119L120 105V103L121 102H128L127 100H124L126 97H128L130 94H132V92L130 91V89H132L131 87ZM145 85H146V87H145ZM17 86V87H16ZM62 86V87H61ZM141 86H142V88H141ZM181 85H179V87H180ZM57 87H59V88H57ZM126 87V88H125ZM159 87V88H160ZM17 88V89H16ZM35 88H37V89H35ZM62 88V89H61ZM67 88V87H66ZM161 88V89H162ZM183 89L185 88V87H182ZM3 89H5V90H3ZM37 90V91H35V90ZM40 89L41 90H43L42 91V93H44V94H40L38 91H40ZM63 89H65L67 92H69L70 94V97H72L73 96V101H72V99L71 98H69V96L68 95H66L65 96V94L67 93L66 91H62ZM71 89V91H69ZM138 89V90H139ZM157 89L158 88H156V91H157ZM125 90V92H123V91ZM149 90L147 91V92H149ZM159 90V89H158ZM185 90V89H184ZM9 91V92H10ZM13 91V90H12ZM4 92H2L1 94L3 95V96H5V94L6 93H4ZM41 92V91H40ZM74 92V93H73ZM120 92H121V94L122 93H124V94H122L123 96H121L120 95ZM129 92V93H128ZM11 93V92H10ZM9 93V94H10ZM65 93V94H64ZM72 93H73V95H72ZM127 93H128V96H127ZM145 93V94H144ZM0 94V95H1ZM264 94V93H263ZM1 95V96H2ZM8 95V93L6 94V96ZM120 95V96H119ZM153 95V100H150V98H151V95H150V98L148 99V97H146V101L148 102V100H150V102L149 103H152L151 101H154L155 102V100L157 101L158 100V95H160V94H157V96H156V94H155V97H154V94H152ZM262 96H264V95H261V98H262ZM25 97V98H24ZM120 97V98H119ZM123 99H122V98ZM61 98H63L62 100H61ZM133 100H132V102L134 103H136L137 102V97H131ZM155 98V99H154ZM157 98V99H156ZM120 99V100H119ZM129 99V98H128ZM263 99H264V97H263ZM115 102H113V101ZM117 100V101H116ZM131 100V99H130ZM129 100V101H130ZM136 100V101H135ZM253 100H254V98H253ZM70 101H72V102H70ZM74 101H76V102H74ZM112 101V102H111ZM121 101V102H120ZM23 102V103H24ZM37 102V103H36ZM153 102V103H154ZM22 103V104H23ZM26 103H24V104H26ZM114 103V104H113ZM159 104L160 103V101L158 100L157 102H155V104ZM23 104V105H24ZM28 104H26V105H28ZM63 105V106H67V107H65V109L67 110V111H63V107H62V109H61V111L59 110L60 108V105ZM74 104V105H73ZM88 104H90V102L88 103ZM177 104V105H176ZM181 104V103H180ZM180 104H179V102H177V101H173V103H171L170 104V102H169V106H170V108H168V104L165 106V108H166V111H169V113L168 114H166V116H165V118H164V121H165V123H164V126L167 124L168 126L170 125V120H171V118H173V114L175 113V110L176 109H179V107H180ZM195 103H193V105H194ZM23 105H21V106H23ZM25 105V106H26ZM36 105H34L35 107H36ZM61 105V106H62ZM25 106H23V108L25 107ZM77 106V107H76ZM86 106H88V105H86ZM89 106H91V104L89 105ZM29 107V106H28ZM53 107H54V109H53ZM92 107V106H91ZM177 107V108H176ZM22 108V107H21ZM37 108H36V110H37ZM172 108V109H171ZM76 109H79V110H76ZM24 110V109H23ZM26 110V109H25ZM132 110V109H131ZM163 110H164V108H163ZM172 110V111H171ZM75 111H78L77 112V114L75 113ZM24 112V111H23ZM127 112L129 113V114H127V113H125L126 115L124 116V118H122L121 117V115L119 116V114H117V113H112L111 114V116H112V121L114 122V120L115 121H117V120H119L120 121V119H126L125 117H128L126 120H128L127 122H129L130 123V127L131 128H133L134 127V125H131V123L132 122H134L135 121V117H134V115H133V110L130 112V109L129 110H127ZM151 112V111H150ZM71 113V114H70ZM33 113H31L30 115H32ZM64 114H66L65 116H64ZM117 114V115H116ZM151 114H153L152 112L150 113V114H148V113H144V114H142L141 116H140V122L141 123H143V130H142V132L143 133H146L147 135H149L150 133H148V132H150V129H151V127H152V124H153V122L151 121V117H153V115H151ZM69 115H71V121H72V124L70 125V127L73 129H70V131H69V129H67L68 127L67 126H69V125H66V123L67 122H63V118L64 119H66V118H69L70 116ZM143 115H145V117H142ZM150 115V116H149ZM66 117V118H65ZM77 118V121L76 120H74L75 118ZM131 117H134V118H132V119H130ZM146 117H147V119H146ZM31 119H33L32 121H36L35 119V117H33V115L30 117ZM29 118V115H28V117H27V119H28V121H30V122H32L31 121V119ZM150 119V121H149V119ZM117 119V120H116ZM212 119V120H211ZM210 120H207L206 122H203V125L206 123V125L205 126H207L208 127V129L205 127V129H206V131H208V132H212L210 129H212L213 131H215V129H220V127L218 126V128H217V125H220V126H222L223 128H224V131H226V129L228 128L227 126H229L230 127V125H229V123H220L219 121H216V119H213V118H211ZM68 120H70V118L68 119ZM81 120V119H80ZM141 120H145V121H147L146 123L147 124H145L143 121H141ZM13 121V120H12ZM71 121H70V123H71ZM86 121H88V122H91V120H90V118H87L86 119ZM170 121V122H169ZM16 122V121H15ZM15 122H13V125H15L14 123ZM73 122H76V123H78V124H76V123H73ZM149 122V123H148ZM196 122H199V120L198 121H196ZM12 123V122H11ZM69 123V122H68ZM67 123V124H68ZM208 123V124H207ZM214 123H217V125L216 124H214ZM246 123H249V121L247 120V119H244V120H242V121H240V123H238V125H235L236 127L235 128H229V129H227L228 130V134L227 133H225L223 130H221L220 129V131L222 132V134H224V136H225V138L223 139V142H225L226 140H227V138H229V137H231L230 136V134H231V132L234 134V136H235V133H236V135L238 134V132L240 131V129H241V127L242 128H244L245 127V125H246ZM80 124V125H79ZM12 124H10L9 126H11ZM80 126L79 128H77V126ZM103 126H104V124H102ZM166 125V126H167ZM210 125H212V128H210L209 126ZM31 126H32V124H31ZM73 126H75V128H73ZM145 126V127H144ZM165 126V128L167 129V127ZM89 127V126H88ZM40 128V129H39ZM43 128H45V130L43 129ZM77 128V129H76ZM204 128V127H203ZM215 128V129H214ZM238 128H240V129H238ZM76 129V130H75ZM78 129H81V130H78ZM89 129H91V127L90 128H88L87 130H89ZM108 129V128H107ZM146 129H149V130H146ZM68 130V131H67ZM167 130H170V127L167 129ZM29 131H31V128H30V130ZM73 131V132H72ZM82 132V134H81V132ZM32 132V131H31ZM31 132H28V133H30V134H33V133H31ZM40 132V133H39ZM59 132V133H58ZM68 132H70V134L68 133ZM80 132V133H79ZM85 132V133H84ZM87 132V133H86ZM227 132V131H226ZM37 133H39V134H37ZM48 133V134H47ZM207 133V132H206ZM214 133V132H213ZM35 134H36V136H35ZM46 134L51 138H48L49 140L48 141H46V140H44L45 138L43 137V136H46ZM50 134V135H49ZM56 134H58V135H56ZM89 134V135H88ZM102 134H104L105 136H106V134H108L107 136L109 137V136H111L110 134H113L112 132H109L108 130H102ZM134 134V135H133ZM56 135V136H55ZM73 135V136H72ZM84 135H86V137H87V135H88V137H87V140H86V142L84 141L86 138H85V136ZM114 135V134H113ZM112 135V136H113ZM209 134L207 133L206 135H205V137L203 138V140H205V138H206V136H208ZM212 133H211V135H209V136H211L212 137ZM29 136V137H30ZM51 136H54L55 138H53V137H51ZM71 136V137H70ZM82 136H83V138H85V139H83L82 138ZM112 136H111V138H112ZM129 136L130 137H135L136 135H135V133H133V132H131L130 134H129ZM256 136V135H255ZM255 136L254 135H252L250 138H255ZM259 137V136H258ZM69 138H71V139H73V140H75V141H73V140H71V139H69ZM75 138V139H74ZM208 138V137H207ZM206 138V140H208V142L210 141V139L208 138L207 139ZM42 139H43V141H42ZM90 140H91V142H93V143H91L90 142ZM41 141V142H40ZM68 141H70V142H68ZM30 142H32V143H30ZM44 142V143H43ZM87 142H89V143H91V146H93V148H91V146L89 145V144H87ZM28 143H30V144H28ZM40 143H42V145L40 144ZM34 147H33V146ZM40 145V146H39ZM85 146H86V148H85ZM46 147H49V146H47L46 145ZM37 148V147H36ZM61 148H63V150H61ZM79 148L80 149H82L81 151L79 150ZM96 148V149H95ZM148 148V149H147ZM146 148V150H149V148H150V146L148 145V147ZM67 150V151H65V150ZM84 150H86V151H84ZM94 150V151H93ZM240 150H241V152H240ZM236 154L237 155H240L241 153V155L242 156H244L243 154H245V151H244V147L243 148H241ZM24 151L25 152H29V151H26V149H24ZM83 151V152H82ZM24 152V153H25ZM54 152H56V153H54ZM65 152V153H64ZM24 153H22V156H26L27 158H29L28 156H27V154H25L24 155ZM35 155H34V154ZM63 153H64V155H63ZM78 153V154H77ZM83 153V154H82ZM84 153L86 154V155H84ZM88 153H90V155L88 154ZM108 153H109V156H108ZM54 154V155H53ZM65 154L68 156H65ZM74 156H73V155ZM77 154V155H76ZM119 154H121V153H119ZM61 156V157H59L58 158V156ZM89 155V156H88ZM47 156V157H46ZM70 156V157H69ZM101 156V157H100ZM107 156V157H106ZM118 156V155H117ZM87 157V158H86ZM96 159V161H97V164H95L94 162L93 163H91L92 165H87L86 163V165H83V160H87V162L89 163L90 161H89V159ZM109 157V158H108ZM119 157V156H118ZM118 157L116 158L117 160H118ZM135 157H136V155H135ZM24 158V157H23ZM58 158V159H57ZM62 159V158H64V159H62V161L63 162H61L59 159ZM101 158V159H100ZM105 160H104V159ZM34 159V158H33ZM35 159H37L36 157H35ZM92 160V161H95V160ZM100 161H99V160ZM120 159V158H119ZM28 159H26V161H27ZM67 160V161H66ZM69 160V161H68ZM166 160V159H165ZM33 161H35V160H33ZM50 161V162H49ZM54 161V162H53ZM64 161H66L67 162V164L68 165H66L65 163L66 162H64ZM95 161V162H96ZM28 162H29V160H28ZM61 162V163H60ZM68 162H70V163H68ZM107 162V163H106ZM50 163V164H49ZM57 163V164H56ZM102 163V164H101ZM106 163V164H105ZM109 163V164H108ZM6 164H8V162L6 163ZM11 163H9L7 166L8 167H10V166H15V164L14 163H12L11 165H10ZM26 164H28V165H30L31 163L29 162V163H27L26 162ZM26 164H24V165H26ZM59 164H61L60 166H61V169L59 170L58 169V166H59ZM99 164H101L100 166H99ZM165 163H163V165H164ZM23 165V164H22ZM24 165H23V167H24ZM28 165H26V166H28ZM52 165V166H51ZM63 165V166H62ZM4 165L1 163L0 164V169H1V167H3ZM26 166L24 167V168H26ZM80 166V167H79ZM87 166H89V167H87ZM93 166H94V168H93ZM98 166V167H97ZM106 166V167H105ZM50 167V168H49ZM63 167V168H62ZM102 167V168H101ZM68 168V169H67ZM100 168V169H99ZM43 169H45V170H43ZM69 170V172H65V171H67V170ZM80 169H81V171H80ZM90 169V170H89ZM28 170V169H27ZM89 170V171H88ZM95 170V171H94ZM98 170H99V172H98ZM101 170H103V171H101ZM129 170V169H128ZM86 171V172H85ZM97 171V172H96ZM129 171H131V170H129ZM159 171V173H161L162 172V170H158ZM52 172H54V171H52ZM66 174H65V173ZM81 172H83V174L81 173ZM85 172V173H84ZM88 172V173H87ZM93 172H95L94 174H93ZM103 172V173H102ZM209 172V171H208ZM221 172V173H220ZM76 173V174H75ZM82 174V175H79L78 177H76L78 174ZM99 173V174H98ZM133 173V172H132ZM89 174V175H88ZM114 174H112V176L111 177H113V175ZM161 174H163V173H161ZM217 174V176L219 177V174L221 175V174H224V171H219V172H217L216 173ZM84 175V176H83ZM98 175H100V176H98ZM108 175V176H107ZM106 176H105V178H107V177H109V173L107 174ZM132 175V174H131ZM169 175V174H168ZM167 175V176H168ZM209 177H208V176ZM207 175L205 176V178L204 177H202L201 179H200V183H199V185H197V186H201V188L203 187L205 190H203V188H202V190H201V188H200V190L198 189V187H197V191L196 192H194L193 193V195H195V196H197L199 199L200 198H202L204 195H206V194H204L205 193V191H206V187H208V188H210L211 186H210V184H211V178L212 177H210V175L207 173ZM65 176V177H64ZM133 176V175H132ZM143 176H144V174H141V177L140 178H143ZM166 176V178H168V179H170L171 178V175L170 176H168L167 177ZM68 177V178H67ZM83 177V179H81ZM101 177V178H100ZM145 177V176H144ZM193 177V176H192ZM192 177L190 178V180L192 179ZM56 178V180H55V182H53V180ZM77 178H78V180H77ZM91 178V179H90ZM139 178V177H138ZM4 178H2V179H0V187L1 188H3L4 187V185H3V183L1 184V182H2V180H3ZM136 180L137 179V176H134L133 177V180ZM145 180H144V185H148L147 187H148V191L150 190V194L148 193V191L146 192V197H145V195H142V194H138L137 196H135V198L136 197H138V198H140V196H142V198H143V200L140 198L139 199V201L141 202V204H140V202H139V211H140V214L141 215H147L146 213L148 212V215L150 216V214H152L151 216H153V215H159L158 217L156 216H154L155 217V219H153L152 220V222L150 223V225L152 224V223H154V224H152L151 226L150 225H148L146 228H147V230H148V228H150L151 227V229H149L150 230V233H149V230L147 231L146 230V228H143L144 227V225H143V223L142 222H140V220H131V221H133V222H131L130 223V220H128V221H121V224L122 223H124L125 222V224L124 225H127L128 226V224L129 225H131V224H133L134 225V227L136 226V228H134V229H132L131 231H129V232H126L125 233V235H127V237L125 238V235L124 234H122L121 236H117L118 238L120 237V239L118 240V242H120L119 244H120V246L119 247H122L123 245H127L128 244V246L126 247V248H124V250H123V247H122V250L117 254V256H120V258L118 257V259L117 260H121L122 258H123V256H124V258H126V260L124 259L123 261H128L127 262V264H189V263H186V261L188 260V262H190V264H198V262L200 263V264H202L203 263V260H205L204 261V264H211V263H208L209 262V258H208V256H209V254H214V253H216L215 251H216V247H217V245H218V243H220L218 240H219V237L221 236V234H223V233H225L226 232V229L224 228H221L216 234H215V236H214V239H210V237L209 238H207L206 237V239H204V240H206V242H207V246L205 247L204 246V244H203V248H205V250L207 251V256H205V258L202 260V258H200L199 256V258L201 259V260H199L198 259V257H195L192 253H189V252H191L192 250H190L189 249V251H187V249H186V247H187V245H189V243L191 242V240L190 239H192L193 237H195V238H197V239H203V234L205 233V231L206 230H204L205 229V224H206V221L208 220V217L204 214V212L202 213L201 211H199V210H197V209H200L201 210V207H200V205H199V203H196V201H194L193 202V198L195 199V198H197V197H191L192 198V200H187V201H185V203L183 204V206H182V214H183V216H184V219H185V216H186V219H187V221L185 220V222L184 223H182L181 224V222H183L184 221V219H182L183 221H179V218H178V214H177V212H175L174 213V215L176 214V217H177V219H176V217L175 218H173L172 217V215H173V212L171 213V211H175V209H174V207L172 206V208H169V209H166V207L164 206V205H166V204H161V203H163L162 202V200H160L159 198H162L163 197V194H162V192L164 193V191H167L168 192V190H170V188L169 187H167L168 185L167 184H165L166 185V187H167V189L165 188L164 189V187H165V185L163 184V182H164V179L163 180H160V182H158V179H155V180H153V182H152V180H151V183H150V179L149 178H144ZM146 179H147V183H146ZM202 179H207V180H202ZM210 179V180H209ZM220 179H223L222 177L220 178ZM84 180H86V182L84 183ZM104 180H106V179H103V182H101V183H103L104 184ZM133 180H132V178H131V181L133 182ZM134 180V181H135ZM3 182H5V179L3 180ZM63 182V183H62ZM106 182H107V180H106ZM156 182H158V183H160V184H157ZM206 182V183H205ZM73 183V184H72ZM154 185H153V184ZM203 183H205V185H202ZM37 184H39V183H37ZM55 184V185H54ZM150 184H151V186H150ZM206 184H208V186H206ZM2 185V186H1ZM74 185V186H73ZM152 185H153V190H151L152 189ZM37 186V185H36ZM111 186V185H110ZM149 186L151 187V188H149ZM160 186V187H159ZM162 186V187H161ZM186 186V185H185ZM185 186H183V187H185ZM222 186H224V184L222 183ZM37 187H41V186H37ZM51 187V188H50ZM55 187V188H54ZM70 187V188H69ZM84 187V188H83ZM102 187H103V185H102ZM105 187H106V184H105ZM183 187L182 188H180V190L178 189V188H176V187H174V189L171 191L172 192V195L173 196H181V195H183V194H185L186 192V187L184 188V189H186L185 191L183 190ZM53 188V189H52ZM58 188V189H57ZM76 188V189H75ZM109 188V189H108ZM106 187V188H102V190H101V193H99V195L101 196L100 198H102V196L104 195L103 193H105V194H107V191H108V193H110V194H115L114 192H116V191H114V189L113 188H110V187ZM159 188V189H158ZM163 188V191L161 190ZM67 189V190H66ZM75 189V190H74ZM86 189H88V190H86ZM112 189V190H111ZM155 189V190H154ZM157 189V190H156ZM177 189V190H176ZM182 189V190H181ZM107 190V191H106ZM111 190V191H110ZM158 190H159V192H158ZM179 190V191H178ZM46 191V192H45ZM53 191V192H52ZM57 191H58V193H57ZM72 191V192H71ZM76 191V192H75ZM105 191V192H104ZM113 191V192H112ZM153 191V192H152ZM157 191V192H156ZM162 191V192H161ZM185 193H184V192ZM112 192V193H111ZM198 192V193H197ZM201 193V195H200V193ZM57 193V194H56ZM64 193V194H63ZM76 193V194H75ZM83 193V194H82ZM74 194H75V196H74ZM78 194V195H77ZM109 194V195H110ZM147 194H148V196H147ZM154 194V195H153ZM199 194V195H198ZM47 195V197H45ZM59 195V196H58ZM73 195V196H72ZM160 195H162V196H160ZM56 196H58V197H56ZM72 196V197H71ZM84 196H87V197H83V200H82V197ZM152 196V197H151ZM153 196H155V197H153ZM157 196V197H156ZM104 197V196H103ZM78 198H81L80 200H79V202L77 201L78 200ZM122 198V199H121ZM123 198H127L128 199V194H126V197H124V196H120V198H119V196H117V197H115V200H113V201H108V202H110L109 204L111 205V202H112V204L113 205H109L108 204V202H106V204H108V207H112V206H116V205H121L122 207L124 206L123 205V203L126 205V203L128 202V200H126L127 202H125V200L123 199ZM144 198H147L146 200L144 199ZM197 198V199H198ZM39 199H42V200H39ZM76 199V200H75ZM120 199V200H119ZM134 199V198H133ZM159 200V202H158V205H157V201ZM196 199V200H197ZM244 199V198H243ZM242 198H241V200L238 202V203H236L235 205H234V207H236V209L233 207L231 210L232 211H235V210H237V209H241L242 210V213L244 212V215L246 216V214H247V210L246 209H244V206L245 205H241V204H243L244 202L243 201H245L246 200V198L243 200ZM81 200H82V202H81ZM89 201V204L88 205H90V206H88L87 208H86V201ZM123 200V201H122ZM138 200V199H137ZM155 200H157L156 201V203L154 204V202H155ZM243 200V201H242ZM41 201V202H40ZM87 201V202H88ZM93 201H94V198H93ZM143 201L144 202H147L148 203V201H149V203L148 204H150L149 205V207L152 209V213H149L150 212V210H149V207H148V204L147 203H143ZM150 201H152L151 203H150ZM192 201V202H191ZM199 201V200H198ZM197 201V202H198ZM76 202V203H75ZM90 202H91V204H90ZM121 202V203H120ZM161 202V203H160ZM188 202H190V203H188ZM240 202H243V203H241L240 204ZM44 203V204H43ZM78 203V204H77ZM80 203V204H79ZM81 203H85V205H83V206H85V212H83L84 214H87V211H88V214L87 215H84L83 213H82V210H84L83 208H81V207H83V206H78V205H82ZM195 204V206H194V204ZM105 204V205H106ZM144 204V205H143ZM163 205V207L161 208L159 205ZM188 204H190V205H188ZM197 204V205H196ZM240 204V205H239ZM43 205H45V206H43ZM97 205V206H96ZM187 205V206H186ZM193 207H192V206ZM120 206V207H121ZM143 208H142V207ZM156 207V210H155V207ZM166 206H168V205H166ZM190 206V207H189ZM237 206H238V208H237ZM248 206V205H247ZM246 206V207H247ZM44 207V208H43ZM90 207V208H89ZM100 207V208H99ZM146 207H148V209H146ZM158 207H160V208H158ZM169 207V206H168ZM167 207V208H168ZM171 207V206H170ZM183 207H185L184 208V210H183ZM243 207V208H242ZM78 208H80V210L78 209ZM106 208H107V205H106ZM186 208H188L189 210H191V212L188 210V209H186ZM248 208V207H247ZM144 209V210H143ZM159 209V210H158ZM234 209V210H233ZM149 210V211H148ZM158 210V211H157ZM186 210H188V212L186 211ZM230 210V211H231ZM243 210H245V211H243ZM45 211V212H44ZM77 211V212H76ZM143 211V212H142ZM160 211V212H159ZM184 211H186L187 212V214H184V213H186V212H184ZM197 211V212H196ZM16 212V211H15ZM15 212H13L12 214H5L6 215V217H5V215H4V217L0 220L1 222V229H4V228H7L6 226H8V224H9V226H10V223H14V217L16 216H14V213ZM74 212H76V213H74ZM79 212V213H78ZM170 212V213H169ZM17 213V212H16ZM42 213V214H41ZM74 213V214H73ZM191 213V214H190ZM194 213H196L195 215H194ZM41 214V215H40ZM46 214V215H45ZM73 215L74 216V219H72L71 217H70V215ZM76 214V215H75ZM80 214V216H78ZM84 215V217H83V215ZM181 214V215H182ZM37 215V216H36ZM89 215V216H88ZM194 215V216H193ZM244 215H243V218H245V219H242V222L243 223H241V227L239 228V231L240 232H238L237 233V235H236V240H235V238H234V240H233V246L234 247H237V246H239V249H241V247L243 246V249H246V250H244L243 252L245 253V251L247 252V253H243V259H242V264L243 263H245V264H251L252 263V261L253 262H257L259 259L258 258H260V257H258V255H260L259 253L261 252H258V248H257V240H254V241H256V243L254 242V241H245V240H243V239H245V234H246V232H249V230H250V228H251V226L253 225V224H255V222H250V221H248V224L246 223L247 222V218L246 217H244ZM8 216V217H7ZM44 216H46L45 218H44ZM70 218H69V217ZM83 217L85 220H83V223L85 224V226H84V224L82 223V220H81V223H79V225H78V223H76V222H78V219H80L79 217ZM180 216V215H179ZM189 216V217H188ZM207 217V219H206V217ZM38 217V218H37ZM60 217V218H59ZM194 217V218H193ZM11 218V219H10ZM41 218H44L43 219V221H42V219ZM63 220H62V219ZM78 218V219H77ZM157 218V219H156ZM158 218H160V219H158ZM171 218H172V220H171ZM181 218H183V217H180V220H181ZM188 218H189V220H188ZM59 219H61L60 221H58ZM68 219H72V224H73V226L71 225V223H70V227H74L73 229H70V227H69V229H70V231L71 230H76L75 232L76 233H71L70 231H68L69 229H68V226L66 227V220H68ZM177 220V221H179V222H177L176 223V221H173V220ZM196 221H195V220ZM13 220V221H12ZM34 220L35 221H38V223H40V224H38V223H35L34 222ZM40 220V221H39ZM57 220V221H56ZM118 220V219H117ZM117 220H115V222H114V220H112V223H111V225L113 224V227L115 226V224H118L119 222H120V220H118V222H116ZM158 222H156V221ZM245 222H244V221ZM45 221V222H44ZM55 221V222H54ZM64 221V222H63ZM205 221V222H204ZM32 222H34V223H32ZM64 223L63 225L62 224H60V223ZM79 222H80V220H79ZM171 222H175L174 224L173 223H171ZM29 223V222H28ZM42 223V224H41ZM52 223V225H50ZM115 223V224H114ZM198 223V224H197ZM251 223V224H250ZM257 223V222H256ZM31 224H33V225H31ZM77 224V226H75ZM170 224V225H169ZM181 226H179V225ZM244 224V225H243ZM15 225H16V223H15ZM50 225V226H49ZM56 225H58V226H56ZM119 225H120V223H119ZM123 225V224H122ZM132 225V226H133ZM137 225H140V226H137ZM155 225V226H154ZM175 225V226H174ZM197 225L199 226V227H197ZM203 225V226H202ZM8 226V227H9ZM23 226V227H22ZM25 226H27V227H25ZM30 226V227H29ZM60 226H62V227H60ZM63 226H65V228H67L66 230H64L65 228L63 227ZM80 227L79 228V232L77 231L78 230V228H76L75 229V227ZM118 226V225H117ZM150 226V227H149ZM243 226V227H242ZM250 228H249V227ZM112 227V226H111ZM155 229H154V228ZM165 227V228H164ZM177 227V228H176ZM31 228L33 229V230H31ZM87 228V227H86ZM191 228V229H190ZM193 228V229H192ZM26 229V230H25ZM144 229V230H143ZM157 229V230H156ZM171 229V230H170ZM241 229V230H240ZM244 229V230H243ZM39 230V229H38ZM37 230V231H38ZM40 230H43V229H40ZM39 230V231H40ZM135 230V231H134ZM203 230V231H202ZM245 230H247L246 232H245ZM53 231H54V229H53ZM63 231V232H62ZM136 231L137 232H139V233H136ZM145 231V232H144ZM165 231H167V232H165ZM186 231V232H185ZM241 231H244V232H241ZM51 232V231H50ZM62 232V233H61ZM74 232V231H73ZM185 232V233H184ZM52 233H54V232H52ZM128 233V234H127ZM141 233V234H140ZM142 233H144V235L142 234ZM145 233H147V234H145ZM149 233V234H148ZM192 233V234H191ZM240 233V234H239ZM58 234H60L61 235V238H60V240H58ZM136 234V235H135ZM169 234V235H168ZM206 234V233H205ZM50 235H52V237L50 236ZM132 235V236H131ZM143 235V236H142ZM159 235V236H158ZM178 235L180 236V237H178ZM182 235H184V236H182ZM189 235V236H188ZM194 235V236H193ZM197 235V236H196ZM50 236V237H49ZM140 238H142V239H139V237ZM144 236H145V238H144ZM147 236V237H146ZM153 236V237H152ZM117 237H115L116 238V240L118 239ZM131 237V238H130ZM135 237V238H134ZM159 237V238H158ZM190 237V238H189ZM200 237V238H199ZM239 237V238H238ZM125 238V239H124ZM185 238V239H184ZM186 238H188V239H186ZM218 238V239H217ZM18 239V238H17ZM130 239H132V241L130 240ZM138 239V240H137ZM178 241H177V240ZM121 240V241H120ZM126 240V241H125ZM141 240H143V241H141ZM187 240V242H185ZM201 240H200V243H201ZM215 240V241H214ZM252 240V239H251ZM23 241V242H22ZM59 241V242H58ZM60 241H64V243L63 242H60ZM129 241H130V243H129ZM136 241V242H135ZM169 241H172L173 242V244H172V246H171V243L172 242H169ZM185 243H188V241H189V243L188 244H185ZM210 241H211V243H210ZM58 242V243H57ZM121 242H123V243H121ZM124 242H125V244H124ZM133 242V243H132ZM145 242V243H144ZM168 242V243H167ZM175 242V243H174ZM235 242V243H234ZM245 242H247L246 244H245ZM81 243H82V245H81ZM127 243V244H126ZM136 243V244H135ZM140 243V244H139ZM176 243H180L179 245H176ZM185 244V245H183V244ZM208 243H210V245H208ZM239 243H241V244H239ZM244 243V244H243ZM18 244H17V246H18ZM57 244V245H56ZM166 244V245H165ZM170 244V246L169 247H174L176 250H175V253L173 254L172 253V251L170 252L171 254H169V252H168V254L166 255V254H164V255H160L159 254V252L160 251H162L163 252V250H165L167 247H168V245ZM213 244V245H212ZM238 244V245H237ZM255 244V245H254ZM80 245L81 246H85V244H84V240L82 239V241H80ZM79 245V246H80ZM134 245V246H133ZM162 245V246H161ZM164 245V246H163ZM175 245V246H174ZM214 245H215V247H214ZM240 245H241V247H240ZM130 246H131V248H130ZM133 246V247H132ZM162 248H161V247ZM165 246H166V248H165ZM180 246V247H179ZM186 246V247H185ZM211 246V247H210ZM129 247V248H128ZM136 247V248H135ZM185 247V248H184ZM200 247H202V246H200ZM245 247V248H244ZM253 247H255L254 249H253ZM69 248H73L74 249V247L71 245V246H69ZM138 248V249H137ZM154 248V249H153ZM165 248V249H164ZM238 248V247H237ZM236 248V249H237ZM252 248V249H251ZM72 249V250H73ZM153 249V250H152ZM159 249H160V251H159ZM257 250V252H258V254H257V252H256V250ZM27 250V251H26ZM128 250V251H127ZM130 250V251H129ZM155 250V251H154ZM184 250V251H183ZM213 250V251H212ZM255 250V251H254ZM24 251H26V252H24ZM28 251H30L33 255H32V257L34 258V259H32L31 260V258H30V260L26 257V255L28 256ZM125 251H126V253H127V255L128 256H130V257H128V256H126V254H124L125 253ZM149 251V252H148ZM152 251H154V252H152ZM186 251V252H185ZM136 254V255H134V253ZM145 252H147V253H145ZM184 254H183V253ZM188 252V253H187ZM252 252H255V254H256V258H253L252 256H254V254L252 253ZM24 253H26V254H24ZM30 253V254H31ZM129 253H131L130 255H129ZM145 253V254H144ZM150 253V254H149ZM187 253V256L189 255V257H187L185 254ZM201 253V252H200ZM204 253V252H203ZM249 253H250V257H249ZM149 254V255H148ZM253 254V255H252ZM262 254V253H261ZM134 255V256H133ZM143 255V256H142ZM185 255V256H184ZM191 255V256H190ZM211 255H210V257H211ZM248 255V256H247ZM263 255V254H262ZM126 256V257H125ZM150 256V257H149ZM153 256H154V259H153ZM159 256H162V257H159ZM164 256V257H163ZM167 256H169V257H167ZM192 256H194V257H192ZM261 256V255H260ZM30 257V256H29ZM37 257V258H36ZM52 257V256H51ZM184 257V258H183ZM258 257V258H257ZM261 257H263V256H261ZM40 258H42V259H40ZM149 258H152L151 260H148ZM176 260H175V259ZM195 258V259H194ZM206 258H207V260H206ZM101 259H102V257H100V261H99V263L101 262ZM128 259V260H127ZM170 259V261H168ZM190 259V260H189ZM254 259V260H253ZM255 259H257V261L255 260ZM40 262H39V261ZM148 260V261H147ZM153 260V261H152ZM172 260V261H171ZM175 260V261H174ZM38 261V262H37ZM49 261V262H48ZM135 261V262H134ZM147 261V262H146ZM176 261H177V263H176ZM194 261V262H193ZM206 261H208V262H206ZM249 261V262H248ZM15 262V261H14ZM169 262H171V263H169ZM174 262V263H173ZM251 262V263H250ZM262 261H261V258H260V261H258V263H261ZM16 263V264H17ZM53 262H51V264H52ZM117 264H119V263H117ZM124 264H126L125 262H124ZM252 264H254V263H252Z\"/></svg>","mask_w":264,"mask_h":264}]
</instances>
